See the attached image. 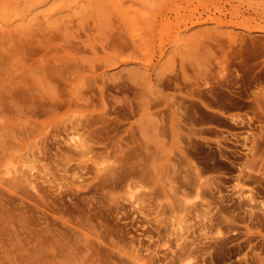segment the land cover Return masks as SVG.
Listing matches in <instances>:
<instances>
[{
	"label": "rangeland",
	"instance_id": "1",
	"mask_svg": "<svg viewBox=\"0 0 264 264\" xmlns=\"http://www.w3.org/2000/svg\"><path fill=\"white\" fill-rule=\"evenodd\" d=\"M260 256L264 0H0V264Z\"/></svg>",
	"mask_w": 264,
	"mask_h": 264
},
{
	"label": "bare ground",
	"instance_id": "2",
	"mask_svg": "<svg viewBox=\"0 0 264 264\" xmlns=\"http://www.w3.org/2000/svg\"><path fill=\"white\" fill-rule=\"evenodd\" d=\"M168 31V30H167ZM53 70V72L55 73V70L51 67L50 68V70ZM49 70V71H50ZM49 71H48V73H49ZM52 73V72H51ZM50 74V73H49ZM48 74V75H49ZM52 76V75H51ZM11 88V87H10ZM27 91H29L28 89H27ZM31 92V91H30ZM33 96V95H32ZM53 101V100H52ZM55 101V100H54ZM56 102V101H55ZM56 104V103H55ZM53 105V104H52ZM176 104H173L172 105V108H175V107H177V108H180L181 107V104H177V106H175ZM55 106V105H54ZM69 141H74V143L75 144H77V145H81V144H83V142H82V139L80 138V136L77 134V132H74V133H72L71 134V136H70V138H69ZM32 167V166H31ZM257 257V256H256ZM261 257V256H260ZM259 263L260 264H264V257H261L259 260Z\"/></svg>",
	"mask_w": 264,
	"mask_h": 264
}]
</instances>
